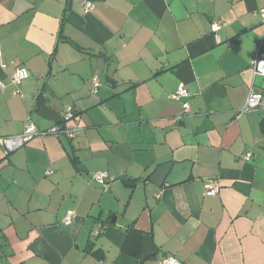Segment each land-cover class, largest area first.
I'll return each mask as SVG.
<instances>
[{"label": "crops", "instance_id": "1", "mask_svg": "<svg viewBox=\"0 0 264 264\" xmlns=\"http://www.w3.org/2000/svg\"><path fill=\"white\" fill-rule=\"evenodd\" d=\"M263 7L0 0V137L22 133L27 118L40 130L61 124L66 106L67 126L79 128L72 140L36 137L9 154L0 146V264H264V99L236 113L250 87L264 95L251 67L264 50ZM17 65L30 76L14 86ZM179 83L187 116L169 98ZM97 171L114 181H90ZM210 181L216 195L204 193Z\"/></svg>", "mask_w": 264, "mask_h": 264}, {"label": "built area", "instance_id": "2", "mask_svg": "<svg viewBox=\"0 0 264 264\" xmlns=\"http://www.w3.org/2000/svg\"><path fill=\"white\" fill-rule=\"evenodd\" d=\"M94 8V3L85 1L83 3V10L84 12L91 11ZM258 15L262 19V22H264V7L258 10ZM221 26V22L214 21L211 23L210 30L211 33L214 35L215 40L219 42V38L216 36L217 31L219 30ZM252 71L254 75L264 77V50H261L259 47L254 60L251 63ZM30 76V72L23 66L17 65L15 66V69L13 73L10 75V82L14 86H18L21 81L28 78ZM101 86V82L99 79V76L97 74L93 75L91 78V88L92 93H97L99 88ZM0 90H3V84L0 81ZM14 94H19L18 90H15L13 92ZM190 96V93L186 89L185 85L183 83H179L176 90L169 95L170 100L174 102H180L182 107V116H187L189 114V103L188 98ZM264 99V95L261 90H256L253 87H250L248 91V95L246 97V100L244 101L243 105L236 111L238 116H241L245 114L246 112L256 109L260 106ZM74 116V109L71 106L64 107V113L61 117V124L52 125L51 127L40 130L38 129L32 121L27 118L22 133L14 136H3L0 137V146L3 148L4 152L6 154L12 153L24 145H26L28 142H30L32 139L36 137H59L63 136L67 140H72L78 133L79 128L75 126H67V123L73 118ZM252 154L246 153L243 156V159L245 161H248ZM46 174H52L51 169H47ZM90 181L107 188L109 183L114 181L113 178L109 177V175L104 171H97L91 174ZM219 183L217 181H210L207 183L204 187V193L206 195H216L219 191ZM74 219V212L73 211H67L64 218H63V224L69 225ZM99 229L96 231L95 234L99 233ZM161 264H180L174 257L168 256L161 260Z\"/></svg>", "mask_w": 264, "mask_h": 264}, {"label": "water", "instance_id": "3", "mask_svg": "<svg viewBox=\"0 0 264 264\" xmlns=\"http://www.w3.org/2000/svg\"><path fill=\"white\" fill-rule=\"evenodd\" d=\"M39 114H40V116H42L43 118H46V119H54V118H56V117H59V115H58L57 113H55L54 111H52V110H50V109H47V108H41L40 111H39ZM168 168H169V165H168V164L159 167V168L157 169V171H156V174H155L156 177H157L158 179H160V177H161L163 174L166 173V170H167ZM174 169H175V168H174ZM174 169H173V170H174ZM154 182H155L156 184H158V183H157V180H154ZM150 244L152 245L150 238L145 237V238L143 239V245H144L145 247H147V245L150 246ZM144 246H143V247H144ZM145 247H144V248H145Z\"/></svg>", "mask_w": 264, "mask_h": 264}, {"label": "rangeland", "instance_id": "4", "mask_svg": "<svg viewBox=\"0 0 264 264\" xmlns=\"http://www.w3.org/2000/svg\"><path fill=\"white\" fill-rule=\"evenodd\" d=\"M92 174V173H91Z\"/></svg>", "mask_w": 264, "mask_h": 264}]
</instances>
